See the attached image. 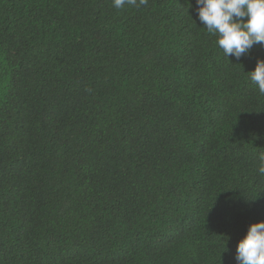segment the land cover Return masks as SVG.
Returning a JSON list of instances; mask_svg holds the SVG:
<instances>
[{
  "label": "trees",
  "instance_id": "obj_1",
  "mask_svg": "<svg viewBox=\"0 0 264 264\" xmlns=\"http://www.w3.org/2000/svg\"><path fill=\"white\" fill-rule=\"evenodd\" d=\"M258 59L195 0H0V264H237L264 220Z\"/></svg>",
  "mask_w": 264,
  "mask_h": 264
},
{
  "label": "clouds",
  "instance_id": "obj_2",
  "mask_svg": "<svg viewBox=\"0 0 264 264\" xmlns=\"http://www.w3.org/2000/svg\"><path fill=\"white\" fill-rule=\"evenodd\" d=\"M195 3L200 23L216 37V44L228 59L239 60L254 45H264V0H195ZM147 4L148 0H112L116 9ZM248 73L251 83L264 94V59H258L255 69ZM259 159L258 172L264 176V154ZM235 260L237 264H264V220L249 224L238 241Z\"/></svg>",
  "mask_w": 264,
  "mask_h": 264
}]
</instances>
